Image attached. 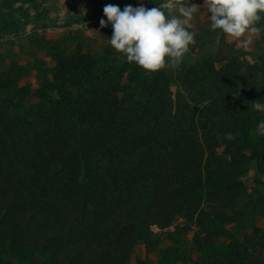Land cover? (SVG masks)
<instances>
[{"label": "trees", "instance_id": "16d2710c", "mask_svg": "<svg viewBox=\"0 0 264 264\" xmlns=\"http://www.w3.org/2000/svg\"><path fill=\"white\" fill-rule=\"evenodd\" d=\"M198 63L174 92L170 73L132 68L120 96L95 57L57 51L52 96L0 91V264H124L178 218L197 227V250L210 248L236 219L245 164L264 174V113L252 108L264 103V59ZM192 264H264V230Z\"/></svg>", "mask_w": 264, "mask_h": 264}, {"label": "rangeland", "instance_id": "374dc122", "mask_svg": "<svg viewBox=\"0 0 264 264\" xmlns=\"http://www.w3.org/2000/svg\"><path fill=\"white\" fill-rule=\"evenodd\" d=\"M111 2L113 0H0L1 95L11 96L29 87L32 93L45 91L52 96L57 80L49 63L52 54L57 51L62 56L82 52L95 57L99 66L115 73L120 96L135 82L128 76L132 68L136 67L140 75L155 73L128 62L124 54L111 46V25H100L101 19H107L103 9ZM164 2L169 0H143V5L150 9ZM171 2L175 11V6L182 0ZM204 2L191 1L199 5V11L190 22V30L196 33V42L190 45L179 62L160 69L171 74L173 92L177 77L185 72L182 69L197 62L194 67L202 70L227 62L251 63L264 59V14L255 24L258 32H246L244 36L234 38L211 29L210 14ZM140 3L141 0H136L133 6ZM164 11L168 12V9ZM245 39L251 41L247 47L244 46ZM189 69L193 72L192 67ZM24 100L30 103L35 97L26 95ZM234 185L238 192V201L233 208L236 219L222 226L221 233L210 243V248L225 249L244 235L264 230V174L258 172L253 161H249ZM150 229L161 232L155 225ZM163 231L166 232H161L160 241L154 248H146L138 242L124 264H192L210 249H196L193 239L197 227L186 222L185 218H178Z\"/></svg>", "mask_w": 264, "mask_h": 264}, {"label": "clouds", "instance_id": "9594fccd", "mask_svg": "<svg viewBox=\"0 0 264 264\" xmlns=\"http://www.w3.org/2000/svg\"><path fill=\"white\" fill-rule=\"evenodd\" d=\"M205 3L213 31L220 30L234 38L259 31L255 24L264 14V0H205ZM198 6L191 0L176 5L175 11L171 0L150 9L143 5V0L139 6L126 5L123 10L118 5L108 4L103 9L107 19H101L100 25H111L110 44L124 54L128 62L156 72L179 62L196 42L190 22L199 11ZM250 43L244 40L245 47ZM252 108L264 113V103L256 101ZM255 131L264 136V119L259 121Z\"/></svg>", "mask_w": 264, "mask_h": 264}]
</instances>
